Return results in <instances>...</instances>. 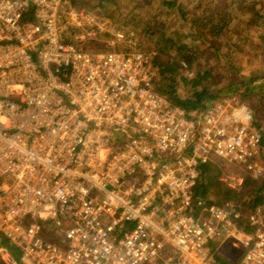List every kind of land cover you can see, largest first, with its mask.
<instances>
[{"label": "built area", "instance_id": "obj_1", "mask_svg": "<svg viewBox=\"0 0 264 264\" xmlns=\"http://www.w3.org/2000/svg\"><path fill=\"white\" fill-rule=\"evenodd\" d=\"M156 74L130 23L0 0V264H217L230 242L264 264V202L196 192L206 163L240 188L215 156L264 176L251 105L219 91L188 110Z\"/></svg>", "mask_w": 264, "mask_h": 264}, {"label": "rangeland", "instance_id": "obj_2", "mask_svg": "<svg viewBox=\"0 0 264 264\" xmlns=\"http://www.w3.org/2000/svg\"><path fill=\"white\" fill-rule=\"evenodd\" d=\"M227 1L229 0H176L175 4H167L164 0H113L107 2L105 8L112 9L115 17H109L102 12L97 13L118 23L134 25L138 31L141 48L146 49L151 55H160L161 59L170 58L166 38L177 40L182 38L190 47H196L199 50L205 48L208 52H211L212 49L211 55L198 57L193 66L188 65L186 62L187 67L183 71L186 76L190 74V76H187L189 78L195 77L197 73L209 71L214 81L211 87L214 91L219 92L227 91L228 88L225 87H235L233 81L237 79L236 76L239 73L251 74L258 69L264 72V61L262 60L264 41L262 57L256 56L257 51L260 52L261 49H257L254 42L242 44V41L238 40L239 46L234 45L233 41L229 43L231 39L235 40L239 36H243L244 41L249 40L250 38L245 34L246 29L253 37L251 40L254 39V34L264 24V0ZM244 1L245 4H242L241 2ZM75 2L81 7H87L81 5L78 0ZM217 3H220V8H217ZM221 10H226V15ZM213 13H215L214 16L209 19V15L211 17ZM139 18L145 19L148 24L139 25ZM162 31H164V37L159 35ZM214 31H218L219 34ZM200 32L203 33L200 34ZM184 34L189 36L185 38ZM214 34H218V38ZM212 38L214 40L211 46L207 47L204 40L210 41ZM95 44L103 45L100 42H95ZM103 50H108V47H104ZM222 58L227 59L223 60ZM236 71H238L237 74ZM255 82L252 81L251 85L253 86ZM257 86L250 88L244 99L251 105L255 119L261 123L264 130V93L259 94L256 90ZM176 88L183 97L190 94V86L182 80L177 83ZM248 89L243 86L238 92L240 94L242 92L246 93ZM215 159L234 177H237L239 173L241 174V169L244 167L243 164L239 167L237 162H228L219 156H215ZM222 177H226V175L222 174ZM238 252L236 246L230 242L224 245L219 252H216V257L218 262L220 259L233 260Z\"/></svg>", "mask_w": 264, "mask_h": 264}, {"label": "trees", "instance_id": "obj_3", "mask_svg": "<svg viewBox=\"0 0 264 264\" xmlns=\"http://www.w3.org/2000/svg\"><path fill=\"white\" fill-rule=\"evenodd\" d=\"M76 1V0H75ZM79 3L83 6H87L92 10L100 13L102 12L104 15L109 17H115L114 13H112V9H106L105 4L109 1L113 0H78ZM146 1V0H144ZM232 1V0H231ZM230 0L227 2H231ZM167 4H175L176 0H164ZM245 4L244 2H241ZM220 3H217V8L219 7ZM222 11V10H221ZM225 12L226 10L222 11ZM213 13L209 19L214 16ZM186 18V17H185ZM228 18H230L228 16ZM146 20L143 18H139L138 24L144 25L146 24ZM188 23V22H187ZM190 23V22H189ZM148 24V23H147ZM260 30L254 34V39L251 40L253 37L247 32L246 29V36L250 39L247 41L243 40L242 37H238L235 40H232L229 43L239 46V41H242V44H251L254 42L255 47L257 49H261V51H257L256 56L262 57V45L264 41V24H262ZM152 28V27H151ZM153 29V28H152ZM151 29V31H153ZM194 29V28H193ZM244 29V30H245ZM219 30H221L219 28ZM150 31V32H151ZM218 33V31H214ZM203 32H200L202 34ZM219 34V33H218ZM218 34H214L216 38H218ZM140 35V33H139ZM161 37H164V31L160 32L159 34ZM189 36L187 34H184ZM246 38V37H245ZM168 40V55L169 59H161L160 55L154 54L152 55V61L154 65L157 67V74L154 77V81L156 87L159 91L167 93L169 96H172L173 101L185 107L188 110H195L201 108L206 102L210 101L214 96H216L217 91H214L211 85L213 84V79L209 71H204L203 73H197L195 77L189 78L185 75L183 69L185 66L182 62H187L188 65L193 66L196 62L197 58L211 55V52H208L205 48L199 50L198 48H192L189 46L187 42H185L182 38L177 40L175 38H166L165 41ZM214 38L210 41H205L207 47L211 46ZM225 42V41H224ZM170 44V45H169ZM206 47V48H207ZM147 51L146 49H144ZM148 52V51H147ZM218 52V51H217ZM210 58V57H209ZM208 59V58H206ZM226 60L227 58H222ZM264 61V56L262 58ZM232 65V64H231ZM238 71H236L237 74ZM258 72V73H256ZM237 79L233 81L235 87H225L227 91H232V93H236L240 95L241 99L246 101L244 98L246 94H248L250 88L258 85L256 90L259 94L264 93V72L258 69L254 73L251 74H237ZM182 80L184 83L190 86V94L186 97L181 96L179 91L176 88L177 83ZM256 81L255 84L252 86L251 82ZM243 86H246L248 91L245 93H239L238 91L242 89ZM252 86V87H251ZM256 105V104H255ZM255 124L261 126V123L255 119ZM264 147V142L262 143ZM260 160L264 163V148L262 151V155ZM240 174V173H239ZM243 176V181L238 189H234L233 187L229 186L223 179H222V172L220 169L211 164L206 163L202 165L201 176L198 179V183L196 185V192L200 196L208 197L214 203H224L225 201H234L235 203L239 204L242 208L243 212L250 211L251 209L255 208L257 205L262 204L264 202V176L261 177H254L252 174L241 170V174ZM15 256L17 253L14 252ZM217 258V257H216ZM217 264H234L232 259H220Z\"/></svg>", "mask_w": 264, "mask_h": 264}, {"label": "bare ground", "instance_id": "obj_4", "mask_svg": "<svg viewBox=\"0 0 264 264\" xmlns=\"http://www.w3.org/2000/svg\"><path fill=\"white\" fill-rule=\"evenodd\" d=\"M254 112V111H253ZM6 245H8V243H6ZM8 247L12 250V251H15V247L14 246H11V245H8Z\"/></svg>", "mask_w": 264, "mask_h": 264}]
</instances>
